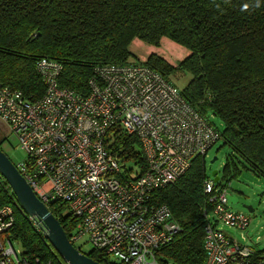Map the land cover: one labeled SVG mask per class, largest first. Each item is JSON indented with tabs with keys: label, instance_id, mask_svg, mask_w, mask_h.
I'll use <instances>...</instances> for the list:
<instances>
[{
	"label": "trees",
	"instance_id": "16d2710c",
	"mask_svg": "<svg viewBox=\"0 0 264 264\" xmlns=\"http://www.w3.org/2000/svg\"><path fill=\"white\" fill-rule=\"evenodd\" d=\"M164 38L190 51L177 67L158 56L145 64L133 60L135 39L159 45ZM44 59L61 68L60 87L83 97L89 95L97 69L106 65H144L174 86V80L189 76L181 90L184 99L209 121V114L218 118L225 145L264 178V0H0V83L30 101L40 100L46 86L38 64ZM110 138L113 153L127 163L130 175L142 176L147 164L138 139L119 127ZM239 165L230 157L223 180L230 183L240 173ZM207 172L206 157H199L177 183L153 194V202L167 206L182 228L156 252L162 264H204ZM4 206L15 213L7 236L24 256L67 264L33 226L0 174V208ZM50 211L70 237L77 221L68 204L54 201ZM88 256L112 264L99 252Z\"/></svg>",
	"mask_w": 264,
	"mask_h": 264
},
{
	"label": "built area",
	"instance_id": "2783aa9c",
	"mask_svg": "<svg viewBox=\"0 0 264 264\" xmlns=\"http://www.w3.org/2000/svg\"><path fill=\"white\" fill-rule=\"evenodd\" d=\"M38 71L46 91L37 101L0 83V118L27 155L16 167L49 209L54 201L68 204L77 221L68 237L75 248L89 244L110 262L162 264L156 252L182 228L167 206L153 202V194L177 183L195 159L207 157L222 133L150 67H100L86 97L59 86V65L44 59ZM118 127L140 143L147 164L140 177L130 175L111 149V131ZM204 193V264H264V251L245 243L249 217L228 208L227 187L210 178ZM28 217L51 246L44 223ZM14 224V209L0 208V264H55L17 250L7 236ZM220 225L240 232L243 242Z\"/></svg>",
	"mask_w": 264,
	"mask_h": 264
},
{
	"label": "rangeland",
	"instance_id": "374dc122",
	"mask_svg": "<svg viewBox=\"0 0 264 264\" xmlns=\"http://www.w3.org/2000/svg\"><path fill=\"white\" fill-rule=\"evenodd\" d=\"M130 51L134 56L133 60L136 63L145 64L151 56H158L172 67H177L179 63L184 61L190 55V51L187 48L167 38H164L159 45L135 39L130 46ZM189 80V76H181L176 81L174 80L175 86L180 90H183ZM208 118L221 133L224 132V125L218 118L214 117L212 114H209ZM0 147L15 166L27 161V155L21 150L17 138L12 134L8 125L2 121L1 118ZM216 157L218 160L212 165V171L208 170L207 175L212 178L213 171L219 172L221 187L225 186L228 189L229 210L234 213L244 214L250 219V227L245 232L247 236L245 243L255 250L262 252L264 251V178L257 176L250 169L248 164L245 163L240 156L234 153L232 148L225 145L223 140L219 141L208 153V156L206 157L207 169ZM230 157H234V160L242 165H239L240 173L228 183L227 180H223V178L225 165ZM129 167L135 168L132 164ZM232 196H236L239 199L237 204H232L230 202ZM244 206L252 207L254 212L249 213L244 209ZM219 227H222L227 234L233 235L242 241L240 232L222 225ZM76 246L78 249L81 248V251L86 255L90 254L93 250L92 246L89 244H86L83 247L80 245ZM14 247L17 250H22L18 243H14ZM60 258L62 259L61 256ZM111 262L113 264H121L120 261L115 258H112Z\"/></svg>",
	"mask_w": 264,
	"mask_h": 264
},
{
	"label": "water",
	"instance_id": "95a60500",
	"mask_svg": "<svg viewBox=\"0 0 264 264\" xmlns=\"http://www.w3.org/2000/svg\"><path fill=\"white\" fill-rule=\"evenodd\" d=\"M218 160L214 158L208 170L212 171V165ZM0 174L12 189L22 209L31 217L41 220L48 230V240L56 252L67 264H101L88 255L81 253L70 242L60 221L53 215L50 209L37 197L31 186L27 183L18 168L11 159L0 149ZM214 182L220 181L219 172L213 171ZM232 204H237L239 199L232 196ZM249 213L254 212L252 207L244 206Z\"/></svg>",
	"mask_w": 264,
	"mask_h": 264
}]
</instances>
